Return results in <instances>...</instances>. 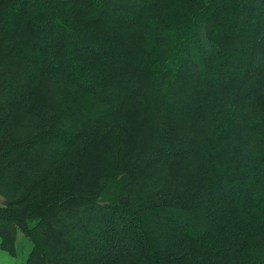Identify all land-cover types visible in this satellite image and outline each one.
<instances>
[{
    "label": "trees",
    "instance_id": "trees-1",
    "mask_svg": "<svg viewBox=\"0 0 264 264\" xmlns=\"http://www.w3.org/2000/svg\"><path fill=\"white\" fill-rule=\"evenodd\" d=\"M99 1L0 0L1 246L264 264V0Z\"/></svg>",
    "mask_w": 264,
    "mask_h": 264
},
{
    "label": "rangeland",
    "instance_id": "rangeland-1",
    "mask_svg": "<svg viewBox=\"0 0 264 264\" xmlns=\"http://www.w3.org/2000/svg\"><path fill=\"white\" fill-rule=\"evenodd\" d=\"M149 0H147L148 2ZM93 2H95L96 5H100L99 4V0H93ZM229 7L227 6L226 8H221L220 10L216 9L214 12L210 13L212 14V16H214L213 18L216 19L217 21H219V23L223 26V27H226V28H231L232 27V23H231V20H229L228 18V12L230 11V9H228ZM221 14L225 15L224 17V20H220L222 16H220ZM213 19V20H214ZM67 72H68V68H67ZM70 76L72 78H74L76 80L77 83L79 84H89L92 86V88L94 90H98V87L95 83H93V81H89L87 78H86V75L83 76V73L81 70H78L76 69L75 67H71L70 69ZM63 136H69L70 133H64L62 134ZM67 160V159H66ZM68 162H69V159H68ZM70 169H72V172L70 171V175L73 173V172H76L78 169H75L73 166L70 167ZM69 175V174H68ZM68 181H69V178H68ZM70 183V182H69ZM252 183V182H251ZM259 183V182H258ZM256 184V183H255ZM250 191H256V188H255V185H252L251 187V190ZM4 204V198L2 196H0V206H2ZM247 210V209H246ZM244 213V212H243ZM130 218V216L127 217V215L124 217V219H126V221ZM125 222V221H124ZM53 235V234H52ZM54 237V236H53ZM18 242H20L22 244V246H24L26 244V242L29 243L28 239H27V236L26 234L21 231V230H18ZM43 245V244H42ZM92 244L89 242V244L86 246L87 250L85 249L84 252H88L91 248ZM142 247V244L141 243H133L130 245V248H133V250H139L141 249ZM44 250H41V255H45V253L43 252ZM28 250L27 252H24L22 253L20 251V253L18 254H13L12 252H10L9 250H6L4 249L1 244H0V264H18V262H22L23 260H25L26 258V254H28ZM46 257V258H45ZM45 257H42V259H46L48 258V256H45ZM51 261H47V262H44L43 261V264H47V263H50ZM130 264H133L132 261H130ZM124 263V262H123ZM51 264H53L51 262ZM112 264V263H111ZM115 264V263H114Z\"/></svg>",
    "mask_w": 264,
    "mask_h": 264
}]
</instances>
